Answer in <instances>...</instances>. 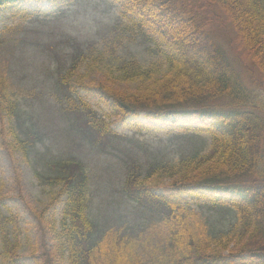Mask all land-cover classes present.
Returning a JSON list of instances; mask_svg holds the SVG:
<instances>
[{"label": "trees", "instance_id": "obj_1", "mask_svg": "<svg viewBox=\"0 0 264 264\" xmlns=\"http://www.w3.org/2000/svg\"><path fill=\"white\" fill-rule=\"evenodd\" d=\"M31 1L43 0H0V10ZM113 1L128 21L149 31L164 52L165 64L160 70L157 63L125 59L118 52L117 37L104 39L102 47L92 43L87 51L77 52L60 74L62 98L70 110L80 109L87 116L86 136L107 146L109 135L117 133L85 98L77 96L79 87L72 77L82 63L110 78L92 88L112 100L123 123L142 129L206 132L212 137L210 149L146 170L133 164L124 181V194L168 227L170 253L144 234L146 223L100 231L88 215L89 174L83 163L68 159L48 177L52 185L60 186L48 206L62 205L58 224L51 226L53 238L51 243L44 236L36 241L32 256L38 264H146L143 254L152 264H215L242 256L264 264V94L260 91L264 85L259 77L264 78V0ZM216 22L231 29L230 41L244 55L241 64L212 32ZM113 77L139 85L120 89L113 86ZM11 87L7 76L0 75V121L16 114ZM9 128L13 139L1 129L0 142L12 155L27 152L29 139ZM159 189L187 193L213 207H230L238 220L214 235L198 211L167 199ZM46 212L47 208L32 210L40 224ZM41 230L46 229L41 226ZM25 232L20 215L0 200L2 264H20Z\"/></svg>", "mask_w": 264, "mask_h": 264}, {"label": "rangeland", "instance_id": "obj_2", "mask_svg": "<svg viewBox=\"0 0 264 264\" xmlns=\"http://www.w3.org/2000/svg\"><path fill=\"white\" fill-rule=\"evenodd\" d=\"M128 20L122 14L120 4L113 0L31 1L0 10V75L11 81L10 95L17 106L11 119L6 117L0 121V130H6V137L13 139L8 130L13 127L18 135L30 141L27 152L17 151L15 155L0 142L1 204L18 213L26 229L19 251L20 264H38L31 254L32 245L43 236L51 243V226L58 224L62 206H48L60 188L52 185L48 177L60 171L59 162L68 159L83 163L89 174L88 215L100 231L146 223L144 234L170 253L168 227L157 214L145 211L124 194V181L133 164L146 170L156 163L173 162L189 154L206 152L210 149L211 135L176 129H142L135 123H123L112 100L92 88L96 82L110 78L104 71L88 70L85 63L80 64L72 80L79 87L77 96L85 98L117 133L109 135L107 146H99L86 136L88 129L84 121L87 116L80 109L70 110L62 98L65 89L60 74L70 67L74 55L87 51L92 43L102 47L107 38L120 39L118 52L125 59L136 58L144 65L157 63L158 69L163 68L162 48L152 40L148 30L141 31ZM211 30L235 62L241 64L244 55L241 51L237 53V43H231V29L216 22ZM259 77L264 85L263 76L259 74ZM111 82L113 86L129 90L139 85L116 77ZM260 89L264 94V86ZM164 193L167 199L177 200L198 211L214 235L229 229L238 220L235 210L230 207H213L187 193ZM46 208L44 221L40 224L32 210ZM41 226L45 227L44 232ZM25 235L29 239H25ZM1 251L0 236V264ZM143 257L146 264H152L146 254ZM215 264L257 263L242 256L217 260Z\"/></svg>", "mask_w": 264, "mask_h": 264}]
</instances>
